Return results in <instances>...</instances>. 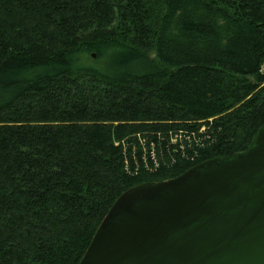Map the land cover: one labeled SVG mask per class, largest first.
<instances>
[{
	"label": "trees",
	"instance_id": "1",
	"mask_svg": "<svg viewBox=\"0 0 264 264\" xmlns=\"http://www.w3.org/2000/svg\"><path fill=\"white\" fill-rule=\"evenodd\" d=\"M263 128L264 0H0V264H79L122 194Z\"/></svg>",
	"mask_w": 264,
	"mask_h": 264
},
{
	"label": "water",
	"instance_id": "2",
	"mask_svg": "<svg viewBox=\"0 0 264 264\" xmlns=\"http://www.w3.org/2000/svg\"><path fill=\"white\" fill-rule=\"evenodd\" d=\"M79 264H264V128L246 152L122 194Z\"/></svg>",
	"mask_w": 264,
	"mask_h": 264
}]
</instances>
